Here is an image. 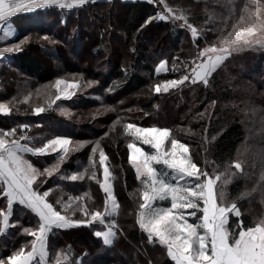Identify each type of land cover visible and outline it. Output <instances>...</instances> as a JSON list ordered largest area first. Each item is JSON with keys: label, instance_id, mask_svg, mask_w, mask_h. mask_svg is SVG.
<instances>
[{"label": "trees", "instance_id": "trees-1", "mask_svg": "<svg viewBox=\"0 0 264 264\" xmlns=\"http://www.w3.org/2000/svg\"><path fill=\"white\" fill-rule=\"evenodd\" d=\"M116 1L127 8L122 33L115 35L119 41H123L107 54L109 59L104 76L96 74L98 67L80 64L81 58L85 60L106 53L103 45L97 46L95 41L91 42L92 32L83 27L80 17L92 6L97 8L106 0H89L85 5L73 9L52 7L17 14L13 18L17 35L1 41V46L6 47L19 43L25 36L32 38L41 35L50 37L55 43L40 41L35 37L21 51L7 53L10 59L8 63L0 61V103L11 108L10 114H0V129L8 131L17 128V137L23 133L35 138L29 142L30 146L39 147L55 136L68 137L74 142H88L80 151L70 153L61 165L60 173L47 177V182L38 190L55 189L48 200L62 214L61 206L55 203L58 198L63 197L66 201L69 196L75 197L85 192L90 194L86 201L89 209L102 211L104 193L95 180L62 179L65 175L83 172L90 167L89 156L97 141L104 149L108 166L115 176L114 195L120 208L118 215L112 217L118 224L113 244L104 245L102 238L95 236V230L104 226L99 223L54 229L48 235L50 264L61 250L67 253L71 264H174L164 247L149 243L147 233L136 222L138 205L142 202L138 191L141 183L129 161L127 145L131 137L123 134L122 125L128 121L171 129L176 139L189 145L198 167H204L207 149V159L215 161V164L208 166L210 173L216 165L223 172L227 164L237 160L242 162L244 174H238L228 186L227 191L231 194L229 200L248 190L251 195L237 201L242 213L240 219L249 225L264 217V182L260 180L264 173V49L245 48L234 52L212 73L207 85L186 81L168 92L158 93L155 85L163 86L166 81L179 80L183 75L190 74L198 50L216 40L217 31L223 27V20L227 16V0H166L173 8L183 9L190 24L202 26L196 37L191 36L187 28L180 27L183 21L173 23L171 20L152 19L149 22V17H155L164 9L157 0ZM106 14V11L99 14L102 23ZM124 48H127L126 53ZM156 50L166 57V70L156 71L152 63ZM80 72L84 77L97 75L102 78L99 79L102 89L95 92L103 98L93 99L85 92L79 97L62 98L42 113L34 111L36 107L45 106L48 99L43 86L60 76L78 75ZM37 89L41 90L40 94H37ZM29 93L32 94L31 100L24 103V97ZM102 105L108 106L105 115H97V121L93 122L97 112L93 107ZM62 109L70 110L71 115L62 114ZM127 114L129 118L123 119L122 116ZM118 117L121 124L110 131ZM25 124L29 126L28 129L18 127ZM189 128L195 135L185 134L183 130ZM251 129L252 137L251 134L249 136ZM205 136L207 142L203 139ZM213 137L215 140H212ZM132 139L144 150L153 151L142 140ZM24 155L41 170L55 163V153L46 156ZM155 166L159 171L163 168L162 165ZM94 171L99 179V164ZM232 171H235L234 166ZM156 206H170V201H157ZM6 207V197L0 194V209ZM190 211L185 210V215L192 223L196 218L187 216ZM201 214L197 213L198 216ZM74 218L88 219L80 213ZM235 219L229 218L232 227H235ZM9 224L6 233L0 234V259H5L34 239L25 236L23 228L35 229L38 217L30 209L14 203ZM68 246H71L70 252ZM129 247L137 249L132 252ZM28 250L30 248L25 249Z\"/></svg>", "mask_w": 264, "mask_h": 264}, {"label": "snow or ice", "instance_id": "snow-or-ice-1", "mask_svg": "<svg viewBox=\"0 0 264 264\" xmlns=\"http://www.w3.org/2000/svg\"><path fill=\"white\" fill-rule=\"evenodd\" d=\"M88 2L89 0H0V33L4 39L17 35V30L11 22V18L17 14L34 13L52 7L79 8ZM157 2L163 5L164 11L157 13L155 17H149V22L152 19L171 20L173 23L183 21L180 27L187 28L193 37L197 36L198 29L188 22V16L183 9L170 7L166 0ZM227 4L223 27L218 29L216 40L198 50L191 74H185L179 80L166 81L163 86L155 85L156 92H168L170 88L183 85L189 80L192 84L200 82L207 85L212 73L234 52L245 48L264 49V0H239V7L237 0H227ZM31 39L30 36H25L19 43L0 48V57L21 51ZM39 40L55 43L48 36L39 37ZM166 63L161 61L156 71L166 70ZM84 83L91 86L94 82ZM82 86L81 80L75 77L57 78L49 85L43 86L48 99L45 106L36 107L34 111L39 114L62 98L70 99ZM36 92L40 94L41 90L37 89ZM31 96L29 93L23 102L28 103ZM61 111L62 114L68 115L66 110ZM10 112L11 108L7 104L0 103V114L7 115ZM118 124H121L119 117L113 122L110 131H114ZM18 127L28 129L29 126L25 124ZM122 127L125 136L142 139L143 144L155 150L150 154L136 143L127 145L130 149L129 161L141 183L138 191L142 202L138 205L136 222L140 229L147 233L149 243H158L164 247L174 264H264V217L245 225L240 219L242 213L237 201L245 199L251 193L248 190L241 191L230 201L231 194L227 191L234 178L238 174H244L242 162L237 160L227 164L223 172L220 171L219 165H216L210 173L208 166L215 164V161L207 159L208 150L205 149L204 167H198L189 145L174 138L171 129L143 128L131 123H125ZM183 131L185 134L195 135L191 128ZM34 139L23 133L17 137V128L8 131L0 129V194L7 200L6 209H0V234H5L10 227L9 218L13 214L14 203L30 209L38 217L35 229L23 228V234L34 239L5 259H0V264H50L49 233L54 229L78 227L82 223L104 225L106 230L96 231L95 236L102 238L104 245H112L118 224L116 219L111 217L118 215L120 205L111 182L115 176L106 164L108 158L100 148L99 141L95 142L91 149L90 167L85 168L83 172L65 175L62 179L95 180L105 193L104 211L90 210L86 203L90 194L85 192L79 196H69L66 201L63 197L58 198L55 203L61 206L64 213L62 214L48 200L50 193L56 190L41 192L38 189L47 182V177L60 173L61 165L70 153L80 151L88 142H74L68 137L55 136L39 147L30 146L29 142ZM203 139L207 142L206 136ZM212 140H215V137ZM26 153L33 156L55 153V163L41 170L25 158ZM97 164L103 166V182L97 179L94 171ZM154 165H162L163 168L158 171ZM233 166L235 171H232ZM90 169L93 170L89 174ZM260 180L264 182V173L261 174ZM157 201H170V207H157ZM185 210H191L187 216L195 217V222H189ZM198 212L202 215L198 216ZM77 213L88 219H75ZM230 216L236 218L235 227L229 222ZM26 248L30 250L25 251ZM68 251H71V246H68ZM52 264H71V261L67 253L61 250L55 255Z\"/></svg>", "mask_w": 264, "mask_h": 264}, {"label": "rangeland", "instance_id": "rangeland-1", "mask_svg": "<svg viewBox=\"0 0 264 264\" xmlns=\"http://www.w3.org/2000/svg\"><path fill=\"white\" fill-rule=\"evenodd\" d=\"M169 6L172 7V5H169ZM104 11H106L107 14L105 15V18H104L103 23H102V19L100 18L99 14L102 13V12H104ZM163 11H164V9H163ZM126 12H127V8L126 7H123L122 4H120L119 1H116V0H106V2L104 4H100L99 6H97V8H95L94 6H92L91 8H89L87 10V13L86 12H83L84 14L80 17V20L84 24L83 27L91 30V32H92V33H90L92 35L91 38H90L91 42L92 41H95L96 44H97V46L98 45H103L104 48H105V51H106V53L103 52L102 54L98 55L95 58H87L85 60L81 58L80 59V64L81 63L82 64H90V66H93L94 65L95 67H98L97 68V71H99V72L96 73V74H98L99 76H104V70L106 68V64H107L108 59H109V57L107 56V54L108 53H111V51H110L111 48L112 47H117L120 44V42L123 41L121 39L119 41L118 38L115 37V35H120L122 33L123 18L125 16ZM95 20H96V22H94ZM14 27H15V25H14ZM194 27H196L198 29V32H200L202 30V26H194ZM190 35L192 36L191 32H190ZM35 37L38 39L39 37H43V36L36 35V36H33L32 39H35ZM9 38L10 37H8L7 39H5L4 41L8 40ZM132 43H133V41H132ZM11 45L12 44L7 45L6 47H10ZM130 46H132V45H129V47ZM155 46L157 47V45H155ZM4 47L5 46H1V48H4ZM129 47L127 46V48H129ZM127 48L126 49L124 48L123 51L125 52L127 50ZM124 52H123V54H124ZM154 56H155V58H153L152 63L155 65L156 68L159 66V64H160L161 61H166V57L163 56V54H162L161 51H157L156 50L154 52ZM9 61H6V63H8ZM196 62L199 63L198 60ZM138 69L140 70L141 67L139 66ZM77 74L78 75L70 74V75H67V77L66 76H60L58 78L72 79L73 77H75L77 80H81V83H82L83 86L79 90L76 91V94L74 96H78L79 97V94H83V93L87 92V94L89 96H92L93 99L103 98L98 93L102 89V87L99 86V83H100L99 79H102V78H99L97 75L95 77H91L92 75H90L88 77H84L82 75L83 74L82 72L77 73ZM190 74H191V72H190ZM190 74H188V75H190ZM93 75H95V74H93ZM86 81H93L94 83L91 86H89L87 83H84ZM189 81L191 82V80H189ZM95 90H97L98 92H95ZM81 98L82 97H80V99ZM111 108H114V107L112 106ZM106 109H108V106H104V105L97 106V107H93V110H96L97 112H100V113H97L96 112L94 114L95 115L94 116L95 119L93 120V122L97 121L96 120V116L97 115H105ZM66 111H67L68 115H71V114H69L70 110H66ZM122 118L125 119V120H127V118H129V115L127 114L125 116H122ZM127 123L135 124L138 127H143V128H149V127L165 128V127H162V126H150V125L139 124V123L131 122V121H128ZM250 134H251V137H252V129L249 132V136H250ZM252 139H251V141H252ZM129 143H136V141H134L132 139V137H131V139L128 140V144ZM136 144H137L138 147H141V145H139L138 143H136ZM251 144H253V142H251ZM166 147H170V145H166ZM244 147H246V145ZM103 151H104V149H103ZM144 151L147 152V153L152 154V153H154L155 150L153 149V151H151V152H149L148 150H144ZM104 153H105V151H104ZM105 155H106V153H105ZM129 155H130V149H129ZM96 160L97 161L99 160V152H97V154H96ZM106 164L108 166L107 161H106ZM100 170H101V176H100L99 179H100L101 182H103V166H100ZM111 182L113 184V181H111ZM113 189H114V186H113ZM103 201H105V193H104V200ZM167 207H170V206H167ZM103 211H104V203H103V208H102V211L101 212H103ZM9 223H10V218H9ZM104 230H106L105 229V226H102L100 229H96L95 232L96 231H104ZM129 249H131V251L133 252L137 248H135V247H129Z\"/></svg>", "mask_w": 264, "mask_h": 264}, {"label": "crops", "instance_id": "crops-1", "mask_svg": "<svg viewBox=\"0 0 264 264\" xmlns=\"http://www.w3.org/2000/svg\"><path fill=\"white\" fill-rule=\"evenodd\" d=\"M13 18H11V22L15 25ZM2 36H3V34L0 33V48H1V41H4L5 40L4 38H2ZM0 61H5L6 62V60H4L2 57H0ZM82 224H84V223H82Z\"/></svg>", "mask_w": 264, "mask_h": 264}, {"label": "built area", "instance_id": "built-area-1", "mask_svg": "<svg viewBox=\"0 0 264 264\" xmlns=\"http://www.w3.org/2000/svg\"><path fill=\"white\" fill-rule=\"evenodd\" d=\"M4 60H6V61H9V58H8V56H4V57H2Z\"/></svg>", "mask_w": 264, "mask_h": 264}, {"label": "bare ground", "instance_id": "bare-ground-1", "mask_svg": "<svg viewBox=\"0 0 264 264\" xmlns=\"http://www.w3.org/2000/svg\"><path fill=\"white\" fill-rule=\"evenodd\" d=\"M9 58V57H8ZM10 60V59H9Z\"/></svg>", "mask_w": 264, "mask_h": 264}]
</instances>
